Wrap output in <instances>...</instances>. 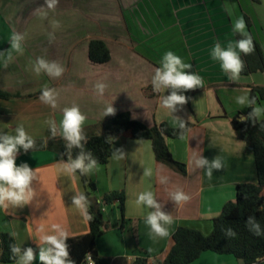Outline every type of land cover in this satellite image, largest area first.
I'll return each mask as SVG.
<instances>
[{
    "label": "crops",
    "instance_id": "1",
    "mask_svg": "<svg viewBox=\"0 0 264 264\" xmlns=\"http://www.w3.org/2000/svg\"><path fill=\"white\" fill-rule=\"evenodd\" d=\"M3 1L0 88L20 97L0 99V135H14L15 128L23 125L35 141L62 136L60 121L63 109L73 105L79 106L86 116L83 129L93 127L98 133H103L100 124L109 116L104 115L109 105L115 113L131 112L134 119L147 126L165 121L177 125L174 117H182L194 124L183 138L166 140L173 157L186 165L187 175L158 162L151 141L135 139L130 132L123 133L114 142V152L119 156L117 150L122 149L123 159H115L112 155L107 164L96 165L86 173L97 186L93 197L101 204L103 220L109 225L96 240L100 255L113 260L124 258L128 262L141 256H149L150 261L163 260L174 244L173 234L179 226L211 234L212 220L222 213L227 202L236 201L237 185L258 182L254 152L236 137L231 120L234 117L240 119L248 113L249 107L237 104L236 97L251 89L250 86L263 87L264 73L240 74L239 79L232 82L222 70L220 61L212 58L211 52L217 42L222 48H227L229 42L234 45L238 39L233 31V22L239 17L246 21L247 17L251 24L248 26L246 21V31L260 43L264 53V0H81L82 6L78 0H68L65 2L68 7V13H64L68 16L65 24H55L47 32L19 27L27 15L26 8L24 14L21 8L17 9L14 16L8 12L12 0ZM93 4H105L112 8L111 13L102 15L104 17L100 19L107 23L104 32L107 35L111 32V42L104 35L93 38L105 41L111 60L98 64L101 67L97 69L98 76L94 80L73 72L76 70L73 39L79 35H76L74 25L77 21L88 24L89 6ZM225 4L231 8V16ZM30 5L35 6V2H30ZM57 15L59 19L60 14ZM15 22L18 27L14 26ZM14 34L20 37L19 50L12 47ZM43 37L52 40L45 45L41 40ZM89 43L86 46L87 56ZM167 51L181 57L184 63L191 64V69L186 71L199 75L204 81L203 88H196L191 106L187 103L182 108L177 106L175 113L160 106V96L170 94L169 89L157 93L151 84L155 69L161 66ZM37 58L55 61L65 68L61 77L50 78L48 88L54 89L57 94L55 108L39 100L43 89L22 91V63L31 59L37 65ZM97 83L107 85L102 96L95 89ZM76 94L79 100L74 97ZM257 105L264 106V100ZM263 119L264 115L259 120ZM53 126L55 137L51 131ZM201 157L209 162L219 157L224 168L213 169L209 178L206 169L197 166ZM22 163H27L38 172L39 179L31 184L35 194L26 205L0 208V232L13 235L21 249L20 255L31 247L37 258L30 264H40L39 250L47 247L40 237L56 234L52 225L59 224L68 238L89 232V221L72 204V197L87 189L77 172L70 176L62 171L67 162L55 152L35 148L28 152L23 150L16 158L17 166ZM145 169L151 171L150 177L144 175ZM177 190L188 194L190 201L177 205L171 198ZM112 191H124L126 195L123 229L118 203L112 206L103 204L104 195ZM144 191H151L161 205V211L172 217L173 223L166 226L170 233L168 237L155 241L150 238L145 218L155 209L136 203L138 195ZM192 264L244 262L233 255L207 251Z\"/></svg>",
    "mask_w": 264,
    "mask_h": 264
},
{
    "label": "trees",
    "instance_id": "2",
    "mask_svg": "<svg viewBox=\"0 0 264 264\" xmlns=\"http://www.w3.org/2000/svg\"><path fill=\"white\" fill-rule=\"evenodd\" d=\"M248 26L250 21L246 17ZM237 39L242 38L237 33ZM252 36V35H251ZM255 50L249 55L241 53V59L245 67L241 75H250L257 72L264 73V53L260 43L252 36ZM88 58L94 64H105L111 60L110 50L101 39H92L89 43ZM249 99L253 96L257 103L264 100V86H250ZM171 89H169V92ZM196 89L189 90L183 94L188 97L187 105L191 106L192 98ZM20 97L17 93H11L0 88V99L9 100ZM252 111L249 107L248 113ZM236 137L247 144L254 152L256 169L258 175L257 183H240L237 185L236 201L225 204L222 213L212 220L213 231L205 235L202 231L188 226H179L173 234L174 244L163 260L150 261L149 256H141L133 262L124 258L111 259L100 255L96 247V240L101 237L109 225L103 220L101 204L93 197L97 190L95 182L86 174L80 176L83 186L87 189L84 194L89 201L88 211L93 219L89 221V232L85 235L68 238L69 259L75 264H84L86 256L91 254L96 264H192L200 258L202 253L211 251L221 255H233L244 264H254L257 257H261L259 264L264 261V119L258 120L254 125L251 122L241 123L238 117L231 120ZM194 126L187 122V128L181 129L170 121H165L153 126L134 119L131 112L122 111L106 116L100 124L103 133L94 132L93 127L83 129L86 141H81L83 149L73 146L66 147V141L62 136L45 140H37L35 149L49 150L57 153L68 162L69 153L75 160L83 151L85 155L91 153V159L97 161V165L107 164L114 153V142L125 132H130L133 138L138 140H149L152 143L153 152L158 162L170 167L174 171L187 175V167L184 163L177 161L168 145L167 138H181ZM23 149H20L19 153ZM18 153V154H19ZM89 163V160H85ZM118 203L122 216V229L126 222L125 206L126 195L124 191H112L103 197V204L111 205ZM249 216L254 217V222L260 226L262 235L254 234L253 225L246 224ZM231 228L236 232L235 238L224 235L225 229ZM10 245H17L15 238L10 233L0 232V262L15 263L19 256L10 251Z\"/></svg>",
    "mask_w": 264,
    "mask_h": 264
},
{
    "label": "clouds",
    "instance_id": "3",
    "mask_svg": "<svg viewBox=\"0 0 264 264\" xmlns=\"http://www.w3.org/2000/svg\"><path fill=\"white\" fill-rule=\"evenodd\" d=\"M58 0H47V6L49 9L56 7ZM225 9L228 10L229 16L232 15L231 8L225 4ZM246 21L243 17H239L233 22V31L239 33L242 38L238 39L235 44L229 42L227 48H222L220 43L217 42L211 52V56L214 60H218L221 63L222 70L228 74V79L235 82L239 79L240 73L243 71L245 64L241 59L240 53L249 55L254 52L255 45L253 43L252 36L246 31ZM20 37L13 35L12 47L19 50ZM238 50V51H237ZM6 66V65H5ZM192 65L184 63L182 58L174 54L172 51H167L161 61V66L155 69L154 75L151 79L152 89L154 92H161V90L171 89L170 94L160 96V106L164 109L170 110L171 113L177 111V106L181 108L188 102V97L183 93L196 88H203V78L197 74H192L186 70L191 69ZM43 70L49 77L59 78L65 71L57 62H49L43 58H37V66L35 71L40 73ZM106 84L97 83L95 89L99 95H103ZM247 91L238 97H236V103L242 106L251 107L252 111L246 115L240 117L241 123L251 122L253 125L264 115V106L257 105L256 98L253 96L248 99L249 92ZM39 100L52 108L56 107L57 94L52 88L45 86L39 96ZM115 114V109L112 106L106 107L104 115ZM178 123L181 129L187 128V122L182 117L173 118ZM190 119V118H189ZM86 120V116L82 114L79 106L73 105L71 107H65L63 109V118L60 121L62 128V138L66 141V147L71 149L73 146L83 149L81 141H86V136L83 132V125ZM52 136H56L55 126L52 127ZM15 134H3L0 135V208L7 209L9 206L20 207L30 203L34 197V191L31 187L32 181L39 179L37 170H33L27 163H22L19 166L16 165V158L20 151L28 152L29 149L36 147L35 140L26 132L23 125H18L15 130ZM183 138V137H181ZM113 153V158L123 159V150L118 149ZM91 153L87 155L82 151L75 160L71 158L69 153L68 162L64 164L62 171L71 175H75L79 170L81 175L89 173L91 169L96 167L97 161L91 159ZM85 160H89V163H85ZM197 166L206 169V174L209 178L212 177L213 169L221 170L224 165L221 163L219 157L213 158L209 162L206 158L201 157L197 161ZM145 176H151L152 173L149 169H145ZM163 183V180L161 181ZM172 200L177 204H183L190 201L191 197L183 190H177L171 194ZM137 204L145 205L148 208L155 209L146 215L145 224L149 227V236L154 241L158 238H165L170 235L168 225L173 223V219L170 215L161 211V205L153 198L151 191L141 192L136 200ZM72 204L78 209L80 215L87 221L93 219L89 213V201L87 196L83 192H77L72 197ZM246 224H252L254 234L256 236L262 235L260 226L254 222V217L249 216L245 221ZM56 234H44L40 237V241L46 244L47 247H41L38 253V259L40 264H75V261L69 259V245L67 243L68 234L59 225H52ZM43 232V229H40ZM224 235L228 238H235L236 232L233 229L228 228L223 230ZM10 251L13 255L19 256L17 264H30L37 258L31 247L27 248L23 255H20L21 249L16 245H10ZM151 252V249H149ZM261 257H257L254 264H259Z\"/></svg>",
    "mask_w": 264,
    "mask_h": 264
},
{
    "label": "rangeland",
    "instance_id": "4",
    "mask_svg": "<svg viewBox=\"0 0 264 264\" xmlns=\"http://www.w3.org/2000/svg\"><path fill=\"white\" fill-rule=\"evenodd\" d=\"M17 0H12V5H8V12H12L13 15L16 14V10L21 8V11L24 14V8L27 10V15L24 16V20L21 21L19 24V27L27 28L29 30H41L42 32H47L51 30L54 25L56 24L59 26V24L62 26V24H65V19L68 17L67 15L64 16V13H68V7L65 5V2L68 0H58V3L55 8L49 9L47 6V0H33L35 2L34 5H30V2H33L32 0H18L19 3H16ZM4 1L0 0V17L2 15V3ZM11 2V1H9ZM78 3L82 6L81 0H78ZM107 4V3H106ZM4 8H7L6 6ZM7 10V9H5ZM25 10V11H26ZM112 12L111 6L105 5V4H93L89 6V14H90V21L87 23H80L77 21L75 23L74 29H76V35L78 37L76 39H73L74 47H73V64L76 70H74V74L76 72L79 74V76H83L85 78L89 79H96L98 76L96 73L97 69H99L101 66L98 64H92L86 54V46L89 43V41L97 36H106L108 38V41L111 42V32H109V35H107L104 30L106 29V22L103 20H100L102 15L109 14ZM26 13V12H25ZM59 15V19L56 17ZM15 16V15H14ZM11 17V15L9 16ZM64 18V19H63ZM14 19V17H13ZM57 20V21H56ZM61 22H59V21ZM14 26L18 23H13ZM15 28V27H14ZM82 32V35L80 36V33ZM41 40L42 42L46 43L49 40H52V38H45L43 37ZM128 40V39H127ZM126 40V43H127ZM44 46V44L42 45ZM61 59V58H60ZM29 59L27 62L22 63V72L20 75L21 78V84L24 85L22 88L23 92L28 91H36V90H42L45 86H49L50 78L43 70H41L40 73H37L35 71L36 63L32 62V60ZM62 60V59H61ZM74 97L79 100L80 97L78 94L74 95ZM112 206V205H110Z\"/></svg>",
    "mask_w": 264,
    "mask_h": 264
},
{
    "label": "built area",
    "instance_id": "5",
    "mask_svg": "<svg viewBox=\"0 0 264 264\" xmlns=\"http://www.w3.org/2000/svg\"><path fill=\"white\" fill-rule=\"evenodd\" d=\"M84 264H96L91 254H88L85 259Z\"/></svg>",
    "mask_w": 264,
    "mask_h": 264
},
{
    "label": "water",
    "instance_id": "6",
    "mask_svg": "<svg viewBox=\"0 0 264 264\" xmlns=\"http://www.w3.org/2000/svg\"><path fill=\"white\" fill-rule=\"evenodd\" d=\"M251 149V148H250Z\"/></svg>",
    "mask_w": 264,
    "mask_h": 264
}]
</instances>
